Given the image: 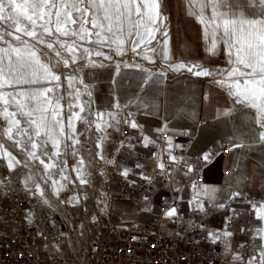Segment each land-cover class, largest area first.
<instances>
[{
	"label": "snow or ice",
	"instance_id": "obj_1",
	"mask_svg": "<svg viewBox=\"0 0 264 264\" xmlns=\"http://www.w3.org/2000/svg\"><path fill=\"white\" fill-rule=\"evenodd\" d=\"M165 4L166 0H0V120L5 124L3 132L8 139L14 141L17 147L27 152L28 160H38L43 165L42 179L44 183L51 180L57 194L63 185L53 178L52 170H58L61 180H68V176L64 174L66 165L65 168H61L58 160L64 148H71L74 157L79 155L76 146L80 144V140L73 121L83 119L87 122V117L80 115L86 111L82 103L69 102L70 115L65 125L61 116L63 105L60 103L64 97L55 95L60 76L51 71L47 64L41 62L36 45L46 44L51 52L63 60L65 67L68 66L69 61L61 57L60 51L54 47L53 43H46L45 36L52 37L55 34V44L71 54L73 63L78 59L76 54L78 48L83 45L77 46L75 40L69 43L67 40H61L60 37H78L79 40H86L89 44L96 43L109 48L115 45L117 55L122 54L125 43L130 40L131 50L137 52L138 48L141 49L143 58L150 63H155L154 56L158 55L167 65L168 70H187L197 77H214L218 85L222 87L227 85L228 94L234 98L235 103H245L256 109L257 115L254 119L255 123L259 124L260 130L252 129L242 134L239 139H230L227 145L219 144L213 149L202 151L197 158V164L203 163L205 167H208L214 164L215 158L222 154L221 150L225 147L232 152L237 148L247 147L248 145L243 143L245 140L264 143V0H185L187 15L194 17L203 26L202 38L205 41V51L215 55L218 45H223L228 67L216 71L203 67L199 63L174 61L170 49L168 17L164 14ZM157 33L161 37L160 40H157ZM9 37L12 40H9ZM22 37H28L35 43H29V40ZM93 37L95 40L92 39ZM153 40L157 41V47H149ZM83 52L89 58L95 55L104 56L106 60L111 59L104 52H93L88 47H83ZM89 64L92 67L104 66L102 63L97 65L91 59ZM135 66L140 67V65ZM119 67L120 65L117 64V68ZM141 71L145 73L144 84L157 82L153 81L154 75L162 77L166 74L163 71L151 73L144 68H141ZM42 77L48 83L57 82L55 88L21 87L38 84ZM65 79L71 87L77 77L66 76ZM80 83L83 84V81L81 80ZM84 87L86 89L87 85ZM49 94H53L52 98ZM69 95L71 96L72 93ZM80 95V89H75L76 101H79ZM88 95L90 96L91 93ZM75 107H79V112L72 111ZM114 107L119 109L120 104L117 102ZM89 115L93 114L89 112ZM132 115L128 113L129 117ZM107 116L106 120L105 113L97 111L93 121L89 122L95 124L98 132L104 133L100 141L108 138L107 129L114 127L112 121L116 124L120 123L114 114L108 113ZM123 123L131 129L141 131L144 147L155 144V141L143 134V126L137 124L134 119H125ZM164 130L160 128L156 131L159 133ZM69 141L71 143H68ZM165 143L169 146L166 150L169 155V165L166 166L161 161L159 154L153 153L157 160L158 174L172 177L175 172L173 166L183 161L181 166L186 169L184 175L188 177L194 172V166L186 159L171 154L173 145L170 137L165 140ZM49 144L51 152L48 151ZM101 146L98 142L97 148ZM125 147L132 149L134 145L121 141L117 152ZM97 156L104 159L100 152ZM44 157H47V163ZM3 158L7 159V167L10 171H14L21 163L12 153L4 149L3 144H0V159ZM106 162L115 164L114 159ZM24 166L27 167V163ZM135 167L141 169L140 178L151 186L153 178L144 174V165L137 163ZM83 169L84 160L80 157L73 171L76 172L80 183L86 184L88 181L84 178ZM131 171L125 167L121 175L127 177ZM190 178L192 179L191 187L195 190L193 201L190 203H194L195 211L207 214L203 199L207 197L208 207L219 210L228 209L231 212V215L225 218L226 223L223 229L209 230L207 234V238L212 243L223 242L226 250H229L230 238L233 236V232L229 230L230 223L239 215L230 202L246 203L249 206L255 219L259 221L253 233V239L257 240V243L246 260L240 252H236L232 254V261L233 264H264V200L257 201L248 196L239 183L233 190L232 177H228L229 187L224 189L198 184L193 177ZM243 179L244 177H241V180ZM22 183L26 190L43 195L40 184L34 182L31 174L26 176ZM30 183L33 187H29ZM0 186L6 187L4 181L0 180ZM176 191L179 192L180 189ZM72 199H78V197ZM144 199L147 201L148 197L145 196ZM163 215L168 219H178L175 203L170 205ZM198 227L205 229L204 224ZM246 231L249 230L240 229L242 233ZM243 247L241 245V248Z\"/></svg>",
	"mask_w": 264,
	"mask_h": 264
},
{
	"label": "built area",
	"instance_id": "obj_2",
	"mask_svg": "<svg viewBox=\"0 0 264 264\" xmlns=\"http://www.w3.org/2000/svg\"><path fill=\"white\" fill-rule=\"evenodd\" d=\"M120 137V142L104 158L105 188L111 195L127 202L142 201L145 196H152L160 187L174 181L173 176L158 174L157 160L153 156V153L159 154L161 161L169 165L166 139L170 137L172 142H179V147H172L171 154L186 160L187 149L192 144L191 138L181 139L179 134L164 130L153 140L155 144L144 147L141 137L133 136L126 124L121 128ZM121 141L134 145V148L125 147L117 152ZM225 152H228L227 148ZM199 156H196L194 172L172 187L160 204L159 213L152 219L133 222L126 227L101 226L93 241L96 253L91 264H233L232 254L236 252H240L246 260L257 243L253 233L259 225L250 210L231 221L229 230L234 236L240 233V238L232 243L229 250L225 249L223 242L214 244L207 238L209 230L224 228L226 216L231 215L228 209H218L225 214L224 220L218 222L213 221L210 209H207L206 215L194 209L181 213V199L183 191L191 187L190 177L198 184L205 180L206 167L203 163L197 164ZM113 159L115 164L106 162ZM137 163L144 165V174L152 176L151 186L140 178L141 169L135 167ZM182 164L183 161L178 164L180 169L184 168ZM125 167L132 170L127 177L121 175ZM23 170V166L18 165L10 171L0 159V180L6 185L0 186V264H75L70 255H63L57 250L64 244L69 249L67 195L52 198L44 192L43 195L39 192L33 194L22 183ZM248 196L257 201L264 200L258 194ZM174 203L179 218L168 219L163 213ZM230 203L237 209L233 202ZM103 219L101 217V221ZM97 222L94 221V225ZM200 224H204L205 229L199 228ZM241 228L249 231L242 233ZM241 245L244 247L241 248Z\"/></svg>",
	"mask_w": 264,
	"mask_h": 264
},
{
	"label": "crops",
	"instance_id": "obj_3",
	"mask_svg": "<svg viewBox=\"0 0 264 264\" xmlns=\"http://www.w3.org/2000/svg\"><path fill=\"white\" fill-rule=\"evenodd\" d=\"M179 17L183 18L181 23L168 29L174 61L199 63L212 71L227 68L223 45H218L215 55L207 53L202 38L203 26L187 13ZM160 39L158 37L157 40ZM152 47H157L156 40L152 41ZM154 59L155 63L143 60L138 64L140 67H135L134 76L127 78L125 87H105L98 93V103L104 107L105 119H108V113H112L120 121L119 124L112 121L114 127L108 128V138L102 141V148L111 150L119 143L123 121L134 119L143 126V134L151 140L156 138V130L160 128L179 134L181 139L191 138L192 144L187 149L186 158L195 168L196 156L202 151L213 149L219 144L227 145L230 139H239L242 134L252 129L260 130L254 119L257 115L256 109L245 103H235L234 98L228 94L227 85L222 87L215 83L214 77H197L187 70H168L160 56L155 55ZM141 68L148 69L151 73L167 72L162 77L154 75L153 81L157 82L144 84L145 73ZM117 102L120 104L119 109L114 107ZM128 113L133 115L129 117ZM130 131L133 136L141 137L140 130L130 128ZM101 135L104 133L101 132ZM243 143L248 146L237 148L234 152H225L227 147L222 149V154L215 158L214 164L206 167L205 180L200 184L224 189L229 187L228 177H232L233 190L239 183L248 195L258 194L264 197V143H253L251 140ZM172 145L175 147L179 142L173 141ZM185 170L180 169L178 164L175 165L174 181L160 187L147 201L144 199L135 202V208L158 210L165 200L166 191L176 186L185 176ZM241 177L244 179L241 180ZM194 195L195 190L192 187L183 191L180 207L182 214L194 209V203H190ZM203 199L207 209H216L208 207L207 197ZM232 202L240 215L248 210L246 203ZM237 238H240V233L230 238V246Z\"/></svg>",
	"mask_w": 264,
	"mask_h": 264
},
{
	"label": "rangeland",
	"instance_id": "obj_4",
	"mask_svg": "<svg viewBox=\"0 0 264 264\" xmlns=\"http://www.w3.org/2000/svg\"><path fill=\"white\" fill-rule=\"evenodd\" d=\"M184 13H186L185 0H166L164 14L168 17V29L170 26L175 24L179 25L181 23L180 20L183 19L179 16L184 15ZM88 27H90V25ZM158 37H160L159 33H157V39ZM22 38L29 40V43H35V41L28 37ZM8 39L12 40L11 37ZM60 39L67 40L69 43L75 40L77 46L83 45V47H88L93 50V52L102 51L105 53V55L111 57L110 60L104 59V56L95 55H92L89 58L88 55L83 52V47H79L76 53L78 59L75 63H73L71 54L68 53L66 49L60 48L58 44H55V34L52 37L45 36L46 43H53L54 47L60 51L61 57L69 61L68 66L65 67L63 60L57 57L54 52H51L46 47V44L36 45V50L41 62L47 64L51 71L60 76V81L58 82L59 87L55 88L57 82L48 83V81L43 77L38 84L21 86L23 88L54 87L55 95H63L64 97L60 103L63 105L61 116L64 119L65 125H67V118L70 115L68 108L69 102L73 104L82 103L85 106L86 111L80 113V115L82 117H87V122L83 119L73 121V126L80 140V144L76 146L79 155L74 157L72 155L71 148H64L62 149V154L58 160L59 166L61 168H65L66 165L64 174L68 176V180H61L58 170L53 169V178L57 181H60L63 187L60 188L59 193L57 194L56 191H54L51 180H49V183L54 196L61 194L67 195L69 206L68 212L70 218L73 220L74 228L76 230L78 228L79 230L81 237L80 241L84 245V257L89 260L91 264L96 253V248L93 246V241L96 238L95 235L98 233V230L101 226L115 225L116 227H126L133 222L148 221L152 219L157 213H159L158 210L145 211L144 209H136L135 202H127L122 200L119 197L111 195L106 190V176L103 168L104 159H100L99 156H97V153L100 152L105 158L106 153L110 150L104 149L102 146L101 148H97V143H102V141H100L102 135L101 132L96 130L94 123H89L90 121H93L94 114L97 111L103 112L104 110V107H101V105L98 103V93H100L101 90H104L105 87L113 86L114 88L116 87L118 89L123 86L125 87L127 78L129 76H134V69L136 67L135 65L141 64L143 60L144 62L147 60L143 58V52L141 49L138 48L137 52H133L131 50L132 45L130 40L125 43L122 54L117 55L115 45L109 48L96 43L89 44L86 40L81 41L78 37L71 36L60 37ZM92 39L95 40V37ZM12 42L16 43L15 41ZM149 47H152V43L149 45ZM149 55H151V53H149ZM89 59L94 61L97 65L102 63L104 66L92 67L89 64ZM117 64L120 65L119 68H117ZM163 72L166 73L167 71ZM66 76L77 77V79L72 82L71 87H69V82L65 79ZM81 80L83 81V84L80 83ZM85 85H87L86 89L84 87ZM75 89H80L81 91L79 101H76L75 99ZM5 91H10V89H5ZM70 93H72L71 96L69 95ZM88 93H91V95L89 96ZM52 95L53 94H49V97L52 98ZM72 111L79 112V107L73 108ZM89 112H91L93 115H89ZM4 127V122L0 120V129L2 131ZM109 130L110 129L107 131ZM10 141L14 143L13 140ZM68 143L71 142L69 141ZM0 144H3L4 149L15 156L16 153L10 150L6 144L3 143L1 137ZM17 148L27 156L26 151L19 147ZM48 151H52L50 144L48 145ZM80 157H82L84 160V178L88 181L86 184H81L79 179H77L76 172L73 171V168L76 166L77 160ZM16 159L19 160L17 157ZM44 159L47 163V157H44ZM2 162L3 165L7 167V159L3 158ZM32 162L38 165L44 172L43 165H41L38 160ZM19 165H21V163ZM23 169V179L31 174L34 178V182L39 183L42 191L46 194L44 185L41 183L34 170L28 166H23ZM29 187H33V184L30 183ZM168 192L169 191H166V194ZM73 197H78V199H72ZM247 209L249 210L248 205ZM210 210L212 212L214 222L224 220L225 214L223 212H219L218 209ZM101 217H104L102 221ZM94 221L98 222L94 225ZM85 231H88V241H86L84 237ZM57 250L63 255H69L70 253L67 244H64L63 247L58 248Z\"/></svg>",
	"mask_w": 264,
	"mask_h": 264
},
{
	"label": "bare ground",
	"instance_id": "obj_5",
	"mask_svg": "<svg viewBox=\"0 0 264 264\" xmlns=\"http://www.w3.org/2000/svg\"><path fill=\"white\" fill-rule=\"evenodd\" d=\"M0 137H1V140L3 141V143H5L6 146L10 150H12L14 153H16L15 157H17L20 160L22 166H24V164L27 163L28 167L31 168L32 170H34V172L38 176L39 180L44 185L47 196L52 197V198L55 197L52 193L51 188H50L49 180L47 183H44V181L42 179L44 172L41 170V168L38 165L34 164V162H32L31 160H28V157L22 151H20L16 147V145L14 143H12L4 135V132L1 129H0ZM68 220H69V234H68L69 249L68 250L70 251L69 258L75 264H90L89 260H87L84 257V245L80 241L81 237H80V233H79L78 228L76 227L77 230L74 228L73 220L70 218L69 212H68ZM88 236H89L88 231H85L84 237H85L86 241H88Z\"/></svg>",
	"mask_w": 264,
	"mask_h": 264
}]
</instances>
